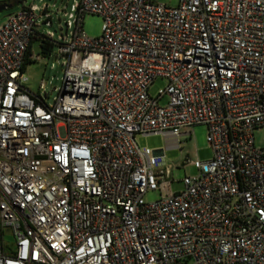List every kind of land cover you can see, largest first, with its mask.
Returning a JSON list of instances; mask_svg holds the SVG:
<instances>
[{"label": "built area", "instance_id": "1", "mask_svg": "<svg viewBox=\"0 0 264 264\" xmlns=\"http://www.w3.org/2000/svg\"><path fill=\"white\" fill-rule=\"evenodd\" d=\"M25 2L0 25V264H264V0H80L58 40ZM37 33L66 60L52 105L26 86ZM198 125L205 161L137 143Z\"/></svg>", "mask_w": 264, "mask_h": 264}, {"label": "rangeland", "instance_id": "2", "mask_svg": "<svg viewBox=\"0 0 264 264\" xmlns=\"http://www.w3.org/2000/svg\"><path fill=\"white\" fill-rule=\"evenodd\" d=\"M8 0H0V4ZM80 0H26L25 5H36L43 9L48 6L46 13L52 21V26L42 24L40 32L43 34L53 33L54 38L58 40L64 36L71 38L73 28L68 29L67 22L70 20L69 15L73 13V5ZM169 6H176L178 0H155ZM15 2V1H14ZM20 4L13 5V8L4 12H0V25L6 20L7 15L20 9ZM46 19V18H44ZM103 19L98 15L88 14L85 16L83 29L85 33L92 37L98 38L102 35ZM33 52L41 55L42 59L37 60L27 66L26 75L29 78L26 86L33 94H40L44 97L48 105L55 102L59 94V89L64 83L65 74V58L58 56V50L55 48L53 53L44 57L40 50V41H36L33 46ZM165 80H157L150 89L152 95H157L158 91L166 87ZM167 100H162V104H166ZM192 138L183 137L182 149L166 150L167 142L162 135L138 136L137 143L141 148H150L152 150L165 149L166 166L182 165L184 160L195 162L197 160L205 161L212 155V149L207 140L208 130L204 125H198L193 128ZM255 141L258 147H264V128L255 132ZM198 174V169L193 164L186 167L173 170V183L171 188L173 191H181L184 188L183 179L185 176H194ZM160 198L159 192H151L146 196V200L155 201ZM7 242H13V237L8 234Z\"/></svg>", "mask_w": 264, "mask_h": 264}, {"label": "trees", "instance_id": "3", "mask_svg": "<svg viewBox=\"0 0 264 264\" xmlns=\"http://www.w3.org/2000/svg\"><path fill=\"white\" fill-rule=\"evenodd\" d=\"M5 2H9V3L15 5V4L22 3V0H8V1H4L3 3H5ZM36 41H40V50H41V54L44 57L49 56L53 52L55 45L52 42H50L43 34L37 33V35L35 37H33V40L31 41L29 53L33 49L34 43ZM31 63H33V62L28 61L27 65H29Z\"/></svg>", "mask_w": 264, "mask_h": 264}, {"label": "water", "instance_id": "4", "mask_svg": "<svg viewBox=\"0 0 264 264\" xmlns=\"http://www.w3.org/2000/svg\"><path fill=\"white\" fill-rule=\"evenodd\" d=\"M13 8V4L5 2L0 4V12H4Z\"/></svg>", "mask_w": 264, "mask_h": 264}]
</instances>
